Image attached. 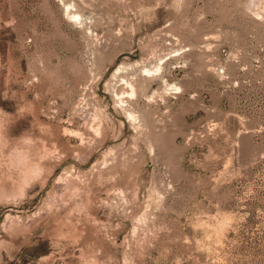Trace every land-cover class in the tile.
Segmentation results:
<instances>
[{
  "label": "rangeland",
  "instance_id": "rangeland-1",
  "mask_svg": "<svg viewBox=\"0 0 264 264\" xmlns=\"http://www.w3.org/2000/svg\"><path fill=\"white\" fill-rule=\"evenodd\" d=\"M0 264H264V0H0Z\"/></svg>",
  "mask_w": 264,
  "mask_h": 264
},
{
  "label": "bare ground",
  "instance_id": "bare-ground-1",
  "mask_svg": "<svg viewBox=\"0 0 264 264\" xmlns=\"http://www.w3.org/2000/svg\"><path fill=\"white\" fill-rule=\"evenodd\" d=\"M73 16H76L75 14L73 15ZM78 16V15H77ZM76 16V17H77ZM78 18V17H77ZM128 83H130V82H128ZM134 93H136L135 92V88H134V86L133 85H131V92H130V94H133L134 95ZM130 116H132V114H130Z\"/></svg>",
  "mask_w": 264,
  "mask_h": 264
}]
</instances>
